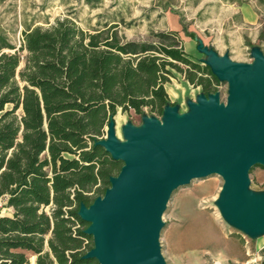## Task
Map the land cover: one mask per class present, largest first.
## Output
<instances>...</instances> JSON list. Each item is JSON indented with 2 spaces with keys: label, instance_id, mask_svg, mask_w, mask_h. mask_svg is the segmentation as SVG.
Segmentation results:
<instances>
[{
  "label": "trees",
  "instance_id": "obj_1",
  "mask_svg": "<svg viewBox=\"0 0 264 264\" xmlns=\"http://www.w3.org/2000/svg\"><path fill=\"white\" fill-rule=\"evenodd\" d=\"M156 37L126 41L115 25L88 33L67 19L22 32L18 50L0 36V202L11 211L0 215V264H97L83 258L92 246L79 210L121 167L101 145L116 110L155 119L175 108L170 70L215 93L220 80L176 32Z\"/></svg>",
  "mask_w": 264,
  "mask_h": 264
},
{
  "label": "water",
  "instance_id": "obj_2",
  "mask_svg": "<svg viewBox=\"0 0 264 264\" xmlns=\"http://www.w3.org/2000/svg\"><path fill=\"white\" fill-rule=\"evenodd\" d=\"M199 48V46H198ZM212 72L228 85L224 104L214 94L188 104L177 116L166 108L161 120L148 118L139 131L125 132L118 145L107 129L101 142L121 163L101 198L79 210L92 248L83 258L97 264H162L156 238L159 216L172 190L190 180L217 175L224 218L247 231H264V201L247 193V171L264 167V58L232 64L199 48Z\"/></svg>",
  "mask_w": 264,
  "mask_h": 264
},
{
  "label": "rangeland",
  "instance_id": "obj_3",
  "mask_svg": "<svg viewBox=\"0 0 264 264\" xmlns=\"http://www.w3.org/2000/svg\"><path fill=\"white\" fill-rule=\"evenodd\" d=\"M61 19L88 33L115 25L118 35L134 42L156 43L158 34L176 32L183 52L201 66L207 58L199 48L244 66L252 64L253 52L264 58V0H0V36L15 50L22 32L46 29ZM181 29L193 34L195 41L184 37ZM189 41L194 50L186 44ZM170 74L164 91L171 88L182 97L175 103L177 116L188 114V104L202 96L200 88H192L182 74L172 70ZM227 94V83L219 81L214 93L219 104L225 103ZM148 118L145 111L136 115L116 110L111 128L116 143L123 145L125 132L139 131ZM103 139H108L106 129ZM246 179L247 193L264 201V167H251ZM222 184L219 176L209 175L171 191L156 238L162 264H247L255 257L252 242L264 231H247L224 218L219 203ZM10 214L0 202V215ZM85 244L89 248L92 241Z\"/></svg>",
  "mask_w": 264,
  "mask_h": 264
},
{
  "label": "crops",
  "instance_id": "obj_4",
  "mask_svg": "<svg viewBox=\"0 0 264 264\" xmlns=\"http://www.w3.org/2000/svg\"><path fill=\"white\" fill-rule=\"evenodd\" d=\"M186 44H188L190 47H193V50H194V46H192V42L191 41H189ZM193 45H195V44L193 43ZM262 45L264 46V37H263ZM190 56L192 58L195 57V55L193 53H190ZM180 87H183V85H180ZM165 92L167 93V97L169 98L170 102L178 104L179 100H181V98H182V97H179V96H177L175 94L174 89L170 88L168 91L165 90ZM195 103L196 102H192L191 104H195ZM2 203L4 204V202H2ZM252 245H253V250L256 252V255H255V257L253 259L248 260L247 264H264V234L256 237L253 240ZM35 261H36V257L35 256H32V257L29 258V264H35Z\"/></svg>",
  "mask_w": 264,
  "mask_h": 264
}]
</instances>
